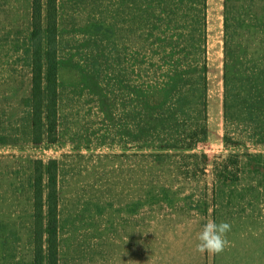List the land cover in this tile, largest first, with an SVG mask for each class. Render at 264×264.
Returning a JSON list of instances; mask_svg holds the SVG:
<instances>
[{
  "label": "rangeland",
  "instance_id": "1",
  "mask_svg": "<svg viewBox=\"0 0 264 264\" xmlns=\"http://www.w3.org/2000/svg\"><path fill=\"white\" fill-rule=\"evenodd\" d=\"M38 45L32 26L0 54V264H35L38 160L58 164V264H264V0H58L40 145ZM208 219L231 225L219 254L196 251Z\"/></svg>",
  "mask_w": 264,
  "mask_h": 264
},
{
  "label": "trees",
  "instance_id": "2",
  "mask_svg": "<svg viewBox=\"0 0 264 264\" xmlns=\"http://www.w3.org/2000/svg\"><path fill=\"white\" fill-rule=\"evenodd\" d=\"M33 37L39 44L33 59V142L58 139V0H33ZM56 161L35 165V264H58V174Z\"/></svg>",
  "mask_w": 264,
  "mask_h": 264
},
{
  "label": "crops",
  "instance_id": "3",
  "mask_svg": "<svg viewBox=\"0 0 264 264\" xmlns=\"http://www.w3.org/2000/svg\"><path fill=\"white\" fill-rule=\"evenodd\" d=\"M32 10L33 0H0V54L20 55L30 47Z\"/></svg>",
  "mask_w": 264,
  "mask_h": 264
},
{
  "label": "clouds",
  "instance_id": "4",
  "mask_svg": "<svg viewBox=\"0 0 264 264\" xmlns=\"http://www.w3.org/2000/svg\"><path fill=\"white\" fill-rule=\"evenodd\" d=\"M231 229V225L227 222L217 224L214 220L208 219L203 225L202 231L198 234L196 251L204 254H219L230 245V241L226 239V233ZM134 262V261H129Z\"/></svg>",
  "mask_w": 264,
  "mask_h": 264
}]
</instances>
